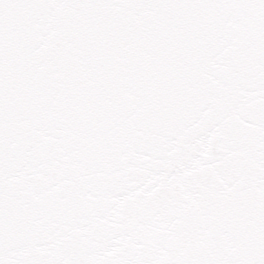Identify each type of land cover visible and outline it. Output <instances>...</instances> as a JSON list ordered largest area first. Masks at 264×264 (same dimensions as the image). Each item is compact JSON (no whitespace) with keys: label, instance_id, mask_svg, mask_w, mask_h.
<instances>
[{"label":"snow or ice","instance_id":"6c2138e0","mask_svg":"<svg viewBox=\"0 0 264 264\" xmlns=\"http://www.w3.org/2000/svg\"><path fill=\"white\" fill-rule=\"evenodd\" d=\"M0 264H264V0H0Z\"/></svg>","mask_w":264,"mask_h":264}]
</instances>
